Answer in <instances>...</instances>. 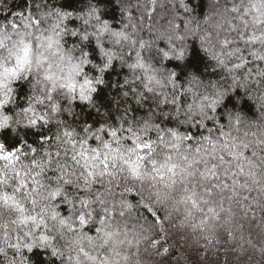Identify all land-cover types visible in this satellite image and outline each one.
<instances>
[{"label":"clouds","instance_id":"clouds-1","mask_svg":"<svg viewBox=\"0 0 264 264\" xmlns=\"http://www.w3.org/2000/svg\"><path fill=\"white\" fill-rule=\"evenodd\" d=\"M0 10V264H264V0Z\"/></svg>","mask_w":264,"mask_h":264},{"label":"trees","instance_id":"trees-1","mask_svg":"<svg viewBox=\"0 0 264 264\" xmlns=\"http://www.w3.org/2000/svg\"><path fill=\"white\" fill-rule=\"evenodd\" d=\"M75 2L76 0H65V6L67 7H74L75 6ZM203 12V4L201 5V13ZM0 15H2V10H0ZM106 18H113L116 19L118 18V7L114 6L111 8L110 11L105 13ZM73 25H75V21L71 22ZM170 64L172 62H169ZM187 66L190 68L195 69L198 72H202L203 69L206 67V61H205V57L202 55V53L198 50V47L196 46L195 43H193V50H192V55L190 57V59L187 61ZM115 74V73H113ZM112 74H109V78H111ZM26 92V86H21V90H20V95L24 96ZM239 95V92L237 93ZM105 90L101 89L99 95H98V99H101L102 101L105 100ZM228 104H232L234 105V99L233 98H229V100L227 101ZM107 106H110V102H107ZM243 107L248 110L251 113L252 110V106L250 105V103L248 101H245ZM88 118L91 119L92 118V113L88 114ZM7 138V137H6ZM18 142V141H17ZM14 146V145H12Z\"/></svg>","mask_w":264,"mask_h":264}]
</instances>
